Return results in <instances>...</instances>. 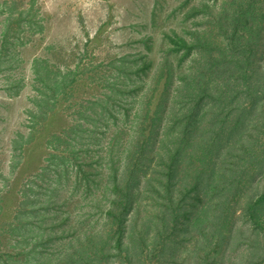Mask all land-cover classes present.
<instances>
[{"label":"trees","instance_id":"1","mask_svg":"<svg viewBox=\"0 0 264 264\" xmlns=\"http://www.w3.org/2000/svg\"><path fill=\"white\" fill-rule=\"evenodd\" d=\"M4 4L0 60L4 45H24L40 33L34 11L16 8V0ZM194 15L201 18L190 39L173 38L189 56L186 70L155 103L173 76L175 48L163 51L138 83L142 90L122 106L130 131L123 142L121 128L108 139L106 171L96 168L106 163L103 154L81 146L94 128L86 126L91 117H117L108 105L114 86L106 68L65 60L54 46L33 57L32 106L27 131L11 141L12 171L51 117L68 110L73 118L66 114L68 124L49 134L43 165L21 184L7 218V188L0 189V264H264V0H205L192 7ZM86 82L107 92L82 105L77 97ZM119 144L125 147L114 156ZM96 170L106 192L90 202L94 212H84L73 228L63 224L65 216L44 226L42 211L49 216V209L35 203L36 195L71 176L89 191L91 179L83 176Z\"/></svg>","mask_w":264,"mask_h":264},{"label":"rangeland","instance_id":"2","mask_svg":"<svg viewBox=\"0 0 264 264\" xmlns=\"http://www.w3.org/2000/svg\"><path fill=\"white\" fill-rule=\"evenodd\" d=\"M4 1L7 0H0V33L6 20V13L2 11ZM204 1L16 0V8L30 9L36 13L33 20L37 19L40 23V33L30 39H23L26 41L24 45H19L16 41L9 47L4 45V54L0 60V189L7 188L2 199V214L5 218L13 213L21 184H25L28 176L36 174L43 165L49 152V134L56 132L61 126H66L69 122L68 116L73 118L68 110L64 114L58 113L51 117L43 132L27 149L26 155L24 151L22 164L16 172L12 171L11 141L17 132L27 131V111L32 106L29 99L32 95L30 65L33 57L46 55L47 48L54 46V49H61L60 52L68 56L65 60H81L93 66L100 65V69L106 68L108 82H112L114 86L108 105L117 117L114 119L108 116L105 121L91 117L86 126L94 128L85 131L84 135L88 137L81 139L82 148L88 151L92 149L95 154H103L105 163L108 154L104 155V151L106 152L108 139L120 128L123 129V134L120 135L119 142L128 139L129 123L120 115L122 106L127 107L134 100L132 96L142 90L137 88L138 83L148 80L154 67L161 61L163 51L170 46L175 48L170 52L173 76L166 84L161 85L155 103L159 104L162 95H168L178 84L175 76L186 70L189 56L175 45L173 38L190 39V32L197 27L194 22L201 18V15L192 16V7L200 6ZM145 60L150 62L146 67L142 65ZM132 70L137 71L131 72ZM86 84L87 86H81L77 97L81 99L78 101L82 105H89L87 102L96 94L107 92V89L94 92L89 88L88 82ZM122 124L125 125L124 128L120 127ZM124 147L122 144L115 147L114 156H119ZM107 162L96 168L106 171ZM82 168L88 170L85 165ZM71 171L74 172L73 169ZM99 175L100 172L96 170L87 177L83 176L84 179H91L92 186H89V191H83L82 186L74 183L75 179L71 176L53 191L50 188L46 195H36L35 203L47 204L49 209V216L46 215V210L42 211L45 216L43 225L49 226L64 216V225L71 228L81 225L80 221L85 214L89 212L91 215L94 212L90 202L97 203L106 192ZM34 182L40 180L36 179ZM95 182L98 183L94 184ZM241 251H244L243 247L235 251L231 259L239 258Z\"/></svg>","mask_w":264,"mask_h":264}]
</instances>
